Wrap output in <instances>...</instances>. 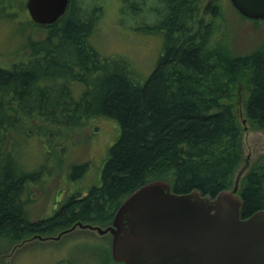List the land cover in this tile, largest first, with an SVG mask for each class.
Instances as JSON below:
<instances>
[{"label": "trees", "instance_id": "1", "mask_svg": "<svg viewBox=\"0 0 264 264\" xmlns=\"http://www.w3.org/2000/svg\"><path fill=\"white\" fill-rule=\"evenodd\" d=\"M6 1H0V12L12 18ZM145 2L125 0L139 11ZM152 2L153 12H145L151 22L140 27L160 36L162 48L143 83L127 58L102 54L91 41L101 6L91 8L90 0H69L52 24L29 21L44 29L43 37H28L19 47L23 57L0 63V238L12 248L78 222L105 228L123 200L152 180L164 179L178 193L196 189L212 196L234 187L245 159L244 124L264 131V46L238 54L212 38L210 18L222 14L220 0ZM25 5L21 0L15 7L26 14ZM242 88L243 118L235 103ZM95 117L114 119L120 127L102 183L73 193L53 215L30 220L31 199L23 194L35 177L13 157L15 135L55 136L59 126L73 129ZM73 168L80 174L85 165ZM238 193L242 217L264 209V153L240 178Z\"/></svg>", "mask_w": 264, "mask_h": 264}, {"label": "rangeland", "instance_id": "2", "mask_svg": "<svg viewBox=\"0 0 264 264\" xmlns=\"http://www.w3.org/2000/svg\"><path fill=\"white\" fill-rule=\"evenodd\" d=\"M20 1L5 2L7 9L16 14L14 17L7 18L0 12L1 64H10L24 55L19 47L28 41V37L36 39L44 35L43 28L29 23L34 21L26 5V14L17 10L15 5ZM220 1L224 6L222 14L210 18L212 38L224 41L232 53L238 54L251 53L264 46V19L246 18L235 10L230 0ZM93 3L101 8L95 12L97 18L91 41L102 54L127 58L135 69V78L143 83L155 68L162 48L160 36L140 27L151 22V16H146L145 12H153L151 7L155 3L147 0L142 11L128 7L125 0H90V5ZM246 95L242 88L235 100L242 118ZM58 128L59 134L55 136L32 134L33 137L24 138L16 134L17 140L11 147L19 167L34 173L35 178L26 184L23 194L25 199H31L27 216L32 221L53 215L73 193L83 194L93 186H99L102 168L120 133L118 122L107 117L90 118L73 129ZM242 143L245 159L237 178L242 177L250 164L264 153V131L245 123ZM81 164L85 168L77 174L73 167ZM110 242L109 234L101 235L96 230L77 227L59 240H29L10 253L12 245L0 238V254H5L0 257V264H56L62 261H67L64 264H104L109 257ZM108 264L120 263L111 257Z\"/></svg>", "mask_w": 264, "mask_h": 264}, {"label": "water", "instance_id": "3", "mask_svg": "<svg viewBox=\"0 0 264 264\" xmlns=\"http://www.w3.org/2000/svg\"><path fill=\"white\" fill-rule=\"evenodd\" d=\"M69 0H27L35 23L48 25L66 11ZM252 19H264V0H231ZM245 122V121H244ZM232 190L203 195L199 190L178 193L164 179L132 191L106 228L77 226L112 234L111 253L124 264H264V209L244 218L242 197ZM22 242L21 244H23Z\"/></svg>", "mask_w": 264, "mask_h": 264}, {"label": "flooded vegetation", "instance_id": "4", "mask_svg": "<svg viewBox=\"0 0 264 264\" xmlns=\"http://www.w3.org/2000/svg\"><path fill=\"white\" fill-rule=\"evenodd\" d=\"M112 239V238H111ZM110 247H111V243H110ZM108 249V248H107ZM108 253H109V255H110V257H112V255H111V249L110 250H108ZM113 259V258H112ZM115 261V260H114ZM67 261H62V263H56V264H64V263H66ZM108 262H109V259H107L106 260V262H104V264H108ZM116 262H118V261H116ZM118 263H120V262H118ZM120 264H123V263H120Z\"/></svg>", "mask_w": 264, "mask_h": 264}, {"label": "bare ground", "instance_id": "5", "mask_svg": "<svg viewBox=\"0 0 264 264\" xmlns=\"http://www.w3.org/2000/svg\"><path fill=\"white\" fill-rule=\"evenodd\" d=\"M162 37H163V36H162ZM90 38H91V37H90ZM153 68H154V67H153ZM153 68H152V69H153Z\"/></svg>", "mask_w": 264, "mask_h": 264}]
</instances>
